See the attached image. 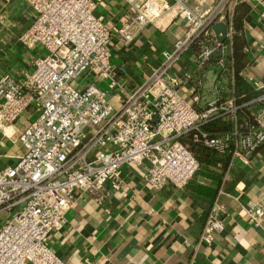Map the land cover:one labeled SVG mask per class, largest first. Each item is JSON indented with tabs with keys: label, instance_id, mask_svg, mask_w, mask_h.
Instances as JSON below:
<instances>
[{
	"label": "built area",
	"instance_id": "1",
	"mask_svg": "<svg viewBox=\"0 0 264 264\" xmlns=\"http://www.w3.org/2000/svg\"><path fill=\"white\" fill-rule=\"evenodd\" d=\"M126 1L134 16L113 28L97 16L98 0H23L36 15L20 41L40 53L31 73L0 77V130L31 108L37 116L16 137L24 153L0 170V264H67L52 250L51 236L84 195L104 205L119 189L124 165L144 168L154 191L182 189L201 168L193 144L245 163L264 148V83H254L251 101L217 98L198 109L197 98L191 102L178 89L190 76L171 74L192 46L199 68L213 60L225 68V45L213 26L227 23L232 39L229 6L250 5L264 21V0ZM168 14L185 22V36L116 109L108 96L126 69L113 64L114 41L129 46ZM247 105L253 109L245 112ZM225 118L234 122L231 131L209 130ZM243 208L248 222L264 229V202L249 200ZM226 217L223 205L213 206L204 242L224 231Z\"/></svg>",
	"mask_w": 264,
	"mask_h": 264
},
{
	"label": "crops",
	"instance_id": "2",
	"mask_svg": "<svg viewBox=\"0 0 264 264\" xmlns=\"http://www.w3.org/2000/svg\"><path fill=\"white\" fill-rule=\"evenodd\" d=\"M214 1L206 0L205 5ZM98 2L97 16L113 28L134 16L126 0ZM35 15L23 0H0V77L6 73L24 77L34 70L40 51L26 47L20 37ZM228 15H232L234 36L227 35L223 42L225 68L216 60L199 68L192 46L171 70L172 75L190 76L178 89L191 102L197 98L198 109L217 98L239 104L251 101L258 95L254 83H264V21L247 4L229 6ZM186 31L183 20L168 14L143 28L131 45L114 41L113 64L126 69L120 87L108 96L116 109L124 94L135 90L161 64L163 51L173 50ZM252 109L244 107L245 112ZM36 116L31 108L0 130V170L14 165L24 153L16 137ZM208 128L213 133L228 132L234 122L220 119ZM220 157H227V163L201 162L184 188L161 191L146 184L144 168L124 165L121 185L111 190L104 205L88 194L76 202L63 230L51 236L52 250L67 264H264V229L250 224L243 210L249 200L264 202V148L248 163L229 155ZM216 204L226 209V226L212 243H206L202 234Z\"/></svg>",
	"mask_w": 264,
	"mask_h": 264
},
{
	"label": "trees",
	"instance_id": "3",
	"mask_svg": "<svg viewBox=\"0 0 264 264\" xmlns=\"http://www.w3.org/2000/svg\"><path fill=\"white\" fill-rule=\"evenodd\" d=\"M192 149L196 156L198 157L200 163H205L207 165H212L213 163H221L226 164L228 161V158L220 157V154H217L216 152L206 148L205 146H202L200 144H193Z\"/></svg>",
	"mask_w": 264,
	"mask_h": 264
},
{
	"label": "water",
	"instance_id": "4",
	"mask_svg": "<svg viewBox=\"0 0 264 264\" xmlns=\"http://www.w3.org/2000/svg\"><path fill=\"white\" fill-rule=\"evenodd\" d=\"M213 30L217 35V40L223 43L228 33L227 25L225 23H217L213 26Z\"/></svg>",
	"mask_w": 264,
	"mask_h": 264
}]
</instances>
